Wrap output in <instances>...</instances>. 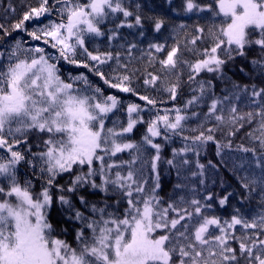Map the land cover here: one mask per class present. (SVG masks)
I'll return each mask as SVG.
<instances>
[{
  "label": "snow or ice",
  "instance_id": "obj_1",
  "mask_svg": "<svg viewBox=\"0 0 264 264\" xmlns=\"http://www.w3.org/2000/svg\"><path fill=\"white\" fill-rule=\"evenodd\" d=\"M38 4L23 14L12 26L13 30H22L33 41H42L55 54L39 45L25 46L21 40L7 52L0 51V61H6L0 63V264H264V212L250 219L235 209V214L222 218L206 214L212 205L198 199L189 201L180 197L179 201H163L156 191L160 187L158 173L153 185L146 188L147 181L132 167L135 156L130 161H113L119 153L140 151L141 145L128 140L127 134L138 123H145L141 113L146 108L155 112L154 118L146 122L142 137L144 144L156 150L154 170L162 147L154 138L169 141L168 133H193L182 136L185 146L173 150L174 159L215 139L212 134L215 128L187 127L190 119L187 109L198 104L211 88V82L196 78L201 72L222 74L226 63L235 58L233 53L244 56L250 45H258L264 51V0H213L207 5L198 0H184V12L208 11L222 23L209 26L207 31L197 26L196 34L190 39L185 34L183 43L178 38L172 45L150 43L147 52L142 53L141 58L146 56L150 67L160 66L159 72L144 70L143 85L156 89L159 84V90L167 92L171 101L177 98L182 66L188 69V81L197 84L193 91L198 94L187 100L183 109H161L157 105L163 101L140 95L133 87V74L139 69L122 64L120 53L114 56L110 51L97 50L94 54L86 47V37L105 35L102 28L105 21L123 17L109 30L110 40L119 37L123 27H143L145 18L130 10L127 0H53L51 5L49 0H38ZM53 11L57 19L31 31L25 27L26 21ZM148 19L156 32L166 23L158 17ZM0 31L10 35L3 25ZM253 31H258V39L250 38ZM198 41L207 46L197 48ZM136 48L134 43L128 45L129 62ZM185 51L199 58L184 59ZM78 53L86 59H78ZM160 53L163 58L156 55ZM61 60L89 69L111 89L136 95L145 102L144 106L127 104L126 124L117 120L112 127H106L109 113L118 110L121 101L116 95H105L104 89L93 85L83 73L69 74L65 79L58 66ZM112 60L116 68L113 74L105 75L101 67ZM252 63L264 72V59ZM247 89L248 86H243L242 90ZM251 97L254 103L259 99L258 112L241 114L232 105L226 116L222 105L228 97L214 98L205 119L243 127L241 122L258 117V128L249 136L264 150V87L257 89L253 85ZM32 133L46 137L37 145L42 148L39 152L31 151L28 137ZM20 146H27L26 151ZM239 147L245 153L256 152L255 148ZM174 159L167 163L173 165ZM22 162L39 168L43 181L39 190L32 179L19 175ZM255 163L261 170L259 182L264 185V151ZM198 167L203 170L205 166ZM125 168L126 171L121 170ZM65 174L70 179L60 184L58 177ZM240 180L241 186L249 191L257 183L249 176ZM86 187L106 194L118 193L120 199L115 205L90 201L79 194ZM214 195L210 194L206 200H212ZM231 195L220 197L219 204H227ZM74 197L79 200V207ZM54 201L64 208L69 220L79 222L75 246L62 238L67 229H58L49 218ZM121 203L126 205L122 210H109ZM238 228L243 230L239 234Z\"/></svg>",
  "mask_w": 264,
  "mask_h": 264
},
{
  "label": "trees",
  "instance_id": "obj_2",
  "mask_svg": "<svg viewBox=\"0 0 264 264\" xmlns=\"http://www.w3.org/2000/svg\"><path fill=\"white\" fill-rule=\"evenodd\" d=\"M201 5H207L213 2V0H198ZM53 3V0H49V5ZM184 0H127V4L130 6V10L139 12L144 18L143 27L127 28L123 27L120 31V36L116 39L110 40V29L114 28L116 24L120 23L123 19L120 16L118 19L105 21L102 25L105 35L103 36H89L85 40V45L89 51L95 52L98 50L100 53L112 52L115 56L116 53L121 55V63H128L129 68L139 69L138 72L133 74V87L137 89L140 95H148L151 98L156 99L158 102L157 107H180L184 108L187 100L191 99L193 95H197L198 92H194L198 86L196 83L188 81V69L182 66L180 76V88L178 90L177 98L175 101H171L168 98V93L159 90V84L156 89L152 87H145L143 85L144 70L149 72H159L160 66L156 64L154 67H150L146 56L142 57V53H146L148 45L150 43H166L172 45L176 42L177 38L183 43L185 40V34L190 39L191 36L196 34V27L207 28L213 24L219 25L222 20L213 16L210 12L199 13H187L182 10ZM139 4L140 8L137 9L136 5ZM38 0H0V25H3L7 29L10 35H5L3 31H0V51H4L7 46L19 37L25 39L27 44L34 45L39 44L46 47L47 52L55 54V50L47 47L42 41H33L26 32L22 30H13V25L17 23L25 12L30 7H38ZM56 16L55 11L50 15L40 17L35 20L26 21L25 27L31 31L36 25L45 23L49 18ZM158 17L166 21L164 27L159 32L154 30L152 21L148 18ZM131 20V18H129ZM179 25H185L184 28H179ZM144 35L141 36L140 33ZM250 38L255 40L259 38L258 31L250 32ZM130 43L137 45V48L132 52V59L129 62L126 49ZM200 41L197 42L196 47H206ZM191 47V46H190ZM158 58H163V53L156 54ZM80 56V57H79ZM229 60L223 68V73H209L201 72L197 76V80H203L211 82V88L208 89L205 97L198 103L190 106L187 109V115L190 119L187 121V127L195 128L199 125H203L205 128H215L212 133L215 137L214 140L208 141L206 144L199 145L196 151H189L175 156L174 149H181L185 146V141L182 136H190L193 133L185 131L182 135H172L169 141H165L162 137L154 138L155 143L161 144L160 160L157 161V167L154 170L152 168L153 157L156 154V150L143 143L142 137L146 132L148 117L146 116L147 110L141 113L145 123H138L132 133L127 134V139L133 143L141 145L140 151L137 153L135 150L125 151L117 154L113 157V161L120 163V161H130L133 156L136 157L135 163L132 165L134 169H138L143 179L147 181L146 188L153 185L156 180L157 173L159 175L160 187L156 190L157 194L163 201H179L180 197H184L185 200L198 199L202 203H209L212 205L210 209L206 210V214L215 215L222 218H229L235 214V209H239L240 212L248 218H253L264 212V185L259 182L260 168L256 165L255 160L261 155V150L257 141H255L249 133L254 132L258 128V120H252L251 122L243 121V127L239 124L232 126L228 123H218L214 119H205L208 113L209 105L214 98L228 97V100L222 105L227 116V109L235 105L237 111L241 114L247 112L259 111V99L253 102L251 97L252 86L256 88L264 87V72L260 71L259 65L253 64L252 61L264 59V51L258 45H250L245 48L244 56H237ZM79 59H86L82 54L78 55ZM184 59L189 61H195L197 58L193 52L185 51ZM2 63V61H0ZM61 74L67 79L68 74L86 73L88 79L97 86L104 89L105 95H116L128 100H133L144 106L136 95L132 93H121L116 89H111L90 72L89 69L82 66L68 64L61 60L59 65ZM116 68L115 60L109 61L101 67V71L105 72V75L113 74V69ZM239 86V87H236ZM243 86H248L247 91H243ZM207 88V85H206ZM236 95L239 99H236ZM149 111V110H148ZM154 115L155 112L153 111ZM192 113L197 115L193 116ZM119 120L121 123L126 124L127 113L126 109L122 108L119 113H109L108 118L105 121L106 127H112L113 121ZM233 132V135L229 133ZM46 138L42 134L32 133L28 137V142L32 146V152H39L42 150L37 145L40 144V140ZM191 146V142H187ZM231 145L228 147L227 145ZM243 145L248 148H255L256 152L245 153L239 147ZM21 150L26 151L27 146H20ZM31 159V156H28ZM174 164L169 165L168 160H173ZM182 160H187V164H181ZM203 164L205 167L203 170L199 169L198 165ZM21 175H28L33 183L39 190L43 181L39 178V168L31 170L26 162H22L19 165ZM126 171L127 169H121ZM202 172V174H201ZM179 173V175L177 174ZM196 173V175H193ZM249 176L257 180V183L253 184L251 190H246L241 186L240 177ZM70 177L63 175L58 177L60 184L68 182ZM99 182V178L97 179ZM182 185L183 187H176ZM231 193L227 204L221 206L219 204V198ZM80 195H85L90 201H106L108 204L115 205L116 201L120 199L118 193H104L98 189L83 188L80 190ZM210 194H215L212 200H206V197ZM74 200L79 207V200L74 197ZM125 203H121L116 207L110 208V211L122 210L125 207ZM187 207V205H184ZM191 210V209H189ZM50 220L58 229H67L66 236L62 237L67 239L69 243L75 246V230L79 227V222L68 219L64 208H62L58 201H54L52 209L49 215ZM242 229L238 228V234Z\"/></svg>",
  "mask_w": 264,
  "mask_h": 264
},
{
  "label": "rangeland",
  "instance_id": "obj_3",
  "mask_svg": "<svg viewBox=\"0 0 264 264\" xmlns=\"http://www.w3.org/2000/svg\"><path fill=\"white\" fill-rule=\"evenodd\" d=\"M53 19H57V16H55L54 18H49L45 23H43V24H46L49 20H53ZM43 24H41V25H39V26H42ZM39 26H36V27H34V28H37V27H39ZM33 28V29H34ZM89 37V36H88ZM88 37H86V38H88ZM17 40H21V41H23L24 43H25V46H31V47H34V46H37L36 44H34V45H29V44H27V42L25 41V39H23L22 37H19V38H17V39H15L14 41H12L9 45H8V47H7V49L6 50H4L5 52H7L14 44H15V42L17 41ZM49 53H51V52H49ZM52 54H54V53H52ZM78 55H79V53H78ZM80 57V56H79ZM79 57H77L78 59H79ZM6 61H2V63H5ZM81 73H75V74H71L72 76H76V75H80ZM83 74H85L86 75V73H83ZM62 75V74H61ZM63 76V75H62ZM68 77H69V74H68ZM68 77H67V79H68ZM90 81V80H89ZM91 82V81H90ZM92 83V82H91ZM93 84V83H92ZM93 85H96L95 83L93 84ZM120 101H121V106L119 107V109L117 110V112L119 113V112H121V110H122V108H124V109H126V106H127V104H129V103H137V104H140V103H138V102H135V101H133V100H128V99H125V98H122V97H120V98H118ZM142 107H143V105H141ZM163 108H173V106H170V107H162L161 109H163ZM145 110H147V112H146V116L148 117L147 119L148 120H150V119H152V118H154V113H153V111H148V109L146 108ZM162 114V113H161ZM28 164V163H27ZM29 165V164H28ZM29 167H30V169L31 170H35V169H33L30 165H29ZM19 175L22 177V178H30L28 175H21V172H20V170H19Z\"/></svg>",
  "mask_w": 264,
  "mask_h": 264
}]
</instances>
